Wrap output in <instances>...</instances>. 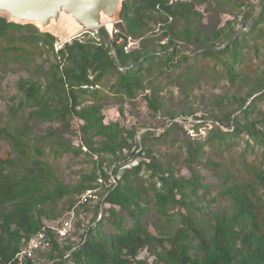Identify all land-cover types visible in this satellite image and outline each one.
I'll use <instances>...</instances> for the list:
<instances>
[{"label": "rangeland", "instance_id": "rangeland-1", "mask_svg": "<svg viewBox=\"0 0 264 264\" xmlns=\"http://www.w3.org/2000/svg\"><path fill=\"white\" fill-rule=\"evenodd\" d=\"M192 9L193 24L178 20L173 35L166 32L169 17L146 14L142 31L150 42L145 51L161 52L159 38L179 51L171 63L143 64L137 73L140 87L130 96L118 84L132 59L120 70L115 52L106 46L111 28L100 29V44L86 34L63 45L69 37L65 27L41 31L31 24L11 27L0 39V238L5 247L18 244L16 226L5 230L16 214L49 230L87 190L107 193L105 177L113 165L111 155L101 151L121 145L126 131L135 130L139 142L131 139V147H141L146 162L137 173L120 176L114 221L105 222L97 237L109 238L136 222L155 242L151 250L146 246L132 258L127 254L130 264H178L156 256L172 249L171 239L191 264L203 257L200 238L209 240L220 227L231 264H264V187L257 182L264 173V0H204L193 2ZM158 24L164 26L156 32ZM196 34L202 42L193 39ZM233 40L237 56L232 50L215 55ZM73 42L78 46L70 47ZM233 56L243 72L230 82L223 67ZM84 68L88 81L98 79V88L96 97L91 90H76L75 111L85 114L80 116L71 108L70 86ZM29 88L35 91L32 101ZM146 96L156 97V110ZM89 117L101 121L91 124ZM99 122L106 127L102 132ZM7 134L23 143L26 155L13 150ZM35 156L43 161L42 174L33 172ZM245 200L254 205L257 223L241 211ZM97 207H85L89 222ZM83 209L77 208L69 236L51 234L52 247L37 255L38 264L80 245L88 227L79 219Z\"/></svg>", "mask_w": 264, "mask_h": 264}, {"label": "trees", "instance_id": "trees-1", "mask_svg": "<svg viewBox=\"0 0 264 264\" xmlns=\"http://www.w3.org/2000/svg\"><path fill=\"white\" fill-rule=\"evenodd\" d=\"M136 0H125L123 1L120 9L119 16L121 20L123 21V29L126 31L127 34L133 36V37H142L144 36V32L142 29L147 28V23L143 22L145 16L147 13H153V14H165L167 17L170 18L171 23L167 27V34L170 32L173 35L172 28L175 26V22L182 19L186 22L191 20L190 24H193V21L196 19V13H194L192 9V3L197 2L201 3L204 0H177L176 2L170 3V0H137V3H134ZM131 13H133L135 16V19L131 17ZM26 25H20L15 24L12 22H7L4 18L0 17V39L8 34V31L11 27H25ZM164 25H162L163 27ZM254 27V26H253ZM252 26L249 28V30L254 29ZM136 28V29H135ZM132 29V30H131ZM189 29V28H188ZM191 30V29H189ZM248 30V31H249ZM145 31V30H144ZM195 34V30H191ZM247 31V32H248ZM254 31V30H252ZM170 36V35H169ZM117 36L114 38V52L116 55V58L119 60L120 64L118 66L123 67L125 65L127 59L131 60V66L127 68L126 72L120 75L119 78V84L118 87L120 88L122 94L131 95V90L137 89L140 87L138 83V77L137 73L141 71L143 64L149 61H166L171 63L172 62V55L173 53L179 51L177 50L175 44L172 43V41H167L164 46H160V49L162 51L159 52H152V51H145L146 47H148V41L147 38H144L141 42V50L143 49V52H133L129 55H125L122 53L121 46L116 43ZM161 39V38H159ZM194 40L198 42H202L199 36H196L193 38ZM158 41V40H157ZM238 42L232 41L230 44V47H225L223 49H218L214 53L217 56V54L230 52L231 50L235 53L237 56V53L235 52L236 45ZM72 46H78L77 42H73ZM66 47V48H70ZM219 51V53H217ZM62 52V50L60 51ZM202 55V52H200ZM184 59L186 57H183ZM99 60V59H98ZM102 59H100L101 61ZM88 63V61H86ZM235 63V57L232 58V63L226 64L223 67V72L225 76L230 80V82H233L235 78H239V75L242 74V69H237L234 65ZM89 65H97V61H89ZM111 66V62L109 63ZM101 67V65H97ZM239 68V67H238ZM84 68L82 70V75H78L76 77V81L73 83V85L70 86V97H71V108L73 110V113H77L80 116H85L84 113H78L75 111V108L78 106V100L76 96V90H79L80 92L84 93L87 90H91L90 94L93 97H96L97 89L94 88L96 85L95 82L98 79H95L93 81H88L86 75H85ZM230 73H233L229 75ZM76 86V87H72ZM82 86V88H80ZM87 88H83V87ZM89 87H93L90 89ZM27 97L30 101H32L35 98V91L33 88H29L26 90ZM150 109L156 110L157 104H156V97L153 96L152 99L148 96L145 97ZM90 109H95L94 107H91L86 112L87 115L90 112ZM94 115V112L91 113ZM95 124L98 121H101V117H99L97 120L95 118H88ZM88 120V121H89ZM99 128L100 132L106 129V127H103L99 122ZM197 127V125H195ZM127 133L124 135V138L122 140L121 145L114 147L112 149H103L101 152L102 154H109L111 155L112 165H116L121 160L125 159L129 155L132 156L131 152V146L134 142V136H135V130L133 131H126ZM3 134V130L0 129V136ZM7 137L11 143V147L13 150L17 151L21 156L26 155V150L23 147V143L21 141H18L13 135L7 134ZM108 138V137H107ZM133 143H130L132 140ZM142 139H145V136L142 135ZM131 140V141H130ZM35 154H40L39 152H35ZM146 156L145 151L141 150L139 151V156ZM146 160V159H145ZM145 160H141L139 164L129 170H125L121 176L126 175L127 173H137ZM33 172L37 174H42L45 169L43 167V161L39 157H34L31 161ZM115 171V170H114ZM105 179H108V175H106ZM118 182V181H117ZM257 182L264 187V173H260L257 175ZM115 189H112L108 192V194L103 198V210L101 212V217L99 220L96 219V209L94 210V216H93V222L94 224L91 227H88L85 233V239L78 245L76 248H74L70 253L69 256L64 258V255H58L57 258L51 259L52 262L50 264H130V260L126 259L125 256L129 254L132 258L136 255L137 252L141 251L144 247H148L150 250L153 249V243L155 240L146 232V230L138 223H134L129 229L123 230L120 233H116L114 235H111L109 238H106L105 236L97 237L99 230L102 229V225L105 222H111L113 223L114 217L112 214L114 211L113 205L114 204V194ZM86 190V189H85ZM84 191V190H83ZM82 191V192H83ZM105 204H108V207H104ZM112 206V207H111ZM247 210L250 217H253L254 222L260 221L256 217V213L254 212V205L251 204L249 201L244 202L243 207L241 208V211L244 212ZM14 224L16 226V235L18 236V244L13 249H8L3 244L1 238H0V261L1 263H9L14 264L13 258L16 252L19 251L22 242L26 240L30 235L39 232L43 226L40 225L39 222H33L26 214H16L13 218V220L9 221L8 226L5 230H8L10 226ZM49 236L51 237L52 232L48 231ZM52 238V237H51ZM172 249L166 250V254L163 255V253L158 252L156 256L160 259L169 258L178 264H187L190 262V258L182 253L177 252L173 246L176 243V239L169 240ZM52 243V240H51ZM264 245V240H263ZM200 246L201 250L203 252V257L199 263L192 262L191 264H231L232 257L229 252L228 244L226 240L223 237V232L220 229V227H216L211 234L209 240L200 238ZM29 264H38L37 262H30Z\"/></svg>", "mask_w": 264, "mask_h": 264}, {"label": "built area", "instance_id": "built-area-1", "mask_svg": "<svg viewBox=\"0 0 264 264\" xmlns=\"http://www.w3.org/2000/svg\"><path fill=\"white\" fill-rule=\"evenodd\" d=\"M177 0H170V3L176 2ZM111 29L107 30V45L109 46L110 50L114 53V38L117 36L116 43L121 46L122 53L125 55H129L133 52H138L141 49V42L144 38H147V35H144L142 37H133L126 32L123 31V22L122 20L118 17L117 21L114 24H111ZM162 27V24H158L156 27V32H159ZM105 28L104 26L102 27H96V28H91L87 29L85 31L79 32L75 35H72L65 39L62 44L64 45L67 42H71L73 40H78L81 41L80 39L88 34L89 38L92 39L95 43L100 44L102 37L100 34V29ZM167 42V39H159L158 44L159 46H164ZM120 70H122L121 66H119ZM85 88H87L85 86ZM92 89L93 87H89ZM94 88H98V86H94ZM135 141H138V138L136 137ZM138 150L135 149V147L132 148V156H128L125 159L121 160L118 162L116 165H113V167L110 169L108 172V184L107 188L109 191L115 188V185L117 181L119 180L120 176L123 174L125 170H129L139 164L141 160H145L143 154L139 156V151L141 150V147L137 148ZM135 150V151H134ZM115 170V171H114ZM102 182V181H100ZM107 192V191H106ZM104 193L103 196L100 195L95 190H87L83 194L80 195L77 203L69 209V211L66 213L64 218L60 220L57 226L55 227H50L49 230L46 229V227H43L39 232L34 233L30 235L26 240L22 242V245L19 249L18 252L14 255L13 261L14 264H29L30 262H37L38 256L42 254H46L48 251H50L52 247L51 243V237L48 234V231L52 232V234H55L58 236L60 239L66 238L67 236L70 235V232L72 230V227L74 225V222L76 221L75 215L77 214V208L83 207L84 209L82 210L79 214V219L82 221L83 224H88V227H91L94 222L91 221L89 222V219L86 217L88 214L87 211L85 210V207L90 206V205H97L96 209V219L99 220L101 217V212L103 209V198L108 194ZM81 224V226H83ZM87 227V229H88ZM86 229V230H87ZM85 231H82V241L85 239ZM81 241V242H82ZM38 255V256H37ZM69 253L64 255V258L68 257ZM52 262L49 261L48 263H41V264H50ZM0 264H9V263H1Z\"/></svg>", "mask_w": 264, "mask_h": 264}, {"label": "water", "instance_id": "water-1", "mask_svg": "<svg viewBox=\"0 0 264 264\" xmlns=\"http://www.w3.org/2000/svg\"><path fill=\"white\" fill-rule=\"evenodd\" d=\"M125 0H0V17L45 31L69 27L75 34L114 24Z\"/></svg>", "mask_w": 264, "mask_h": 264}, {"label": "bare ground", "instance_id": "bare-ground-1", "mask_svg": "<svg viewBox=\"0 0 264 264\" xmlns=\"http://www.w3.org/2000/svg\"><path fill=\"white\" fill-rule=\"evenodd\" d=\"M111 24H106V25H104V27H106V28H111ZM110 30V29H109ZM66 32H67V34L68 35H70V36H72V35H75V31L73 30V29H71V28H69V27H66Z\"/></svg>", "mask_w": 264, "mask_h": 264}]
</instances>
